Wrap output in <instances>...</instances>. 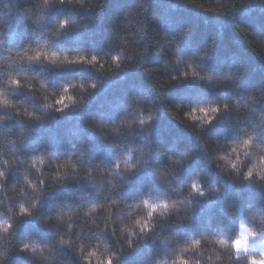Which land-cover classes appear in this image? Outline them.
Segmentation results:
<instances>
[{"label":"trees","instance_id":"1","mask_svg":"<svg viewBox=\"0 0 264 264\" xmlns=\"http://www.w3.org/2000/svg\"><path fill=\"white\" fill-rule=\"evenodd\" d=\"M96 3L99 7L91 11L67 7L54 10L48 22L36 28L29 11L32 0H0V39L3 40L0 47L20 48L43 32L52 18L75 11L82 17L84 26L54 41L58 50L70 54L84 52L88 55L85 60L91 61L98 71L106 72L103 60L91 54L110 56L116 50L114 45L118 44V34L123 33L125 40L136 48V52L126 49L125 55L132 57L134 65L143 61L138 68L129 66L114 75L102 74L82 65L69 70L39 65L30 67L31 71L38 73V78L54 89L78 81L85 84L98 81L99 85L78 110L69 108L60 114L49 113V117L54 118L38 125H29L18 119L0 126V131L11 128L15 132L20 127H30L31 132L19 146L20 151L26 157L47 156L46 172L54 171L51 167L53 161L61 162L76 153L72 159L80 165V170L91 169L96 175L89 181L70 180L45 194L37 217H25L18 223L15 229L17 240L26 235L41 242L53 238L57 230L45 227L41 222L43 217L76 209L73 237L78 235L87 242L103 239L115 249L120 236L119 222L126 218L129 210L125 205L142 197H171L172 188H183L197 176L206 188L221 187V194L200 198L188 221L175 223L173 217L158 225L139 247L123 256L119 264H147L159 255L161 240L173 235L187 239L202 231L234 232L238 221L245 218L247 206L264 203V193L247 185L224 181L212 161L223 150L215 145L232 142L240 135V129L251 128L249 117L256 121L264 115V0H96ZM205 50L209 55L198 61L203 65L202 70L214 75L231 71L235 76L231 84L210 86L186 80L159 89L153 87V78L163 81L171 75L172 69H162L161 66L173 54L180 52L185 57H198ZM147 70H155L153 77L147 75ZM83 83L77 85L81 92L90 87ZM32 86L31 83L28 85ZM36 87L40 96H47L49 89ZM134 95L144 97L154 105L156 119L148 136L152 153L145 171L128 177L130 182L127 185L116 187L99 173L109 169L117 156L137 149L143 134L114 142L111 133L104 136L100 130L90 127V123L119 120L126 105L134 107L131 101ZM69 96H72L71 92L56 97H64L60 107L64 103H73V99H67ZM16 99L33 103L39 111V102L33 101L28 93H22ZM225 102L233 110L221 113L201 134L200 140L205 142L203 146L191 129L170 111L177 104L199 106ZM189 117L204 118L200 113H191ZM259 130L264 140V126ZM77 149L84 153L82 157H78ZM169 156L188 157V162L178 170L167 172ZM57 167L67 174L73 162L63 161ZM161 170L166 175L158 178ZM16 173L14 169L9 183ZM52 175L63 179L61 171ZM93 184L99 194L91 186ZM113 200L118 205L110 209L107 206ZM92 206H98V212L89 219H81L83 211ZM110 211L111 216L108 215ZM144 222L147 223V219ZM109 225L111 230H108ZM10 264H28V261L23 254H13ZM65 264L80 262L69 253Z\"/></svg>","mask_w":264,"mask_h":264},{"label":"clouds","instance_id":"2","mask_svg":"<svg viewBox=\"0 0 264 264\" xmlns=\"http://www.w3.org/2000/svg\"><path fill=\"white\" fill-rule=\"evenodd\" d=\"M62 7L91 11L99 5L96 0H32L29 11L32 13L35 27L40 28L48 22L54 10ZM82 26H84L82 17L75 11L70 14L63 13L59 18H52L43 32L22 47H0V126L18 119H23L29 125H38L54 118L49 117V113L60 114L66 109L78 110L83 106L87 96L98 87V81L88 84L81 81L70 82L54 89L43 79L38 78V73L30 70L32 65L56 70H69L82 65L98 71L91 63L73 59L88 56L84 52L70 54L54 46V41ZM117 41L118 44L114 45L116 50L110 56L91 54L104 62L106 72H98L114 75L129 66L138 68L143 63L140 61L134 65L132 57L125 55L126 49L136 52V48L125 40L123 33L118 34ZM2 44L3 40L0 39V45ZM37 53L40 55H36ZM208 55L207 50L198 57H185L183 53L176 52L161 66L162 69H172L171 75L163 81L153 78V87L159 89L186 80H196L210 86L231 84L235 80L231 71L214 75L202 70L203 65L198 61ZM154 71L147 70V75L153 77ZM30 83L32 87H28ZM80 83L90 87L81 92L77 87ZM37 85L49 89L46 97L39 95ZM64 92L72 93L73 103H64V106L60 107L61 103L56 97ZM22 93H28L33 101L39 102V111L33 103L16 99ZM158 95L159 93L157 97ZM131 101L134 107L126 105L119 120L113 123L95 120L90 123V127L100 130L104 136L111 133L114 142L129 139L139 133L143 134L142 143L137 149L117 156L109 169L99 173L106 176L116 187L127 185L130 182L128 177L145 171L149 167L152 153L148 136L156 119L154 105L146 98L135 95ZM201 109L206 110L202 120L190 119L189 114L200 113ZM232 110L233 107L227 102L199 106L177 104L174 109H170L177 119L191 129L202 146L205 142L200 140L201 134L221 113ZM249 120L251 128L240 129V135L232 142L215 145L216 148L222 147L223 150L218 152L212 163L224 181H231L240 186L247 185L264 193V140L261 139L259 130L264 126V115L259 116L256 121H251V117ZM30 132V127H20L15 132L11 128L0 131V264H10L13 254H23L28 264H65V257L69 253L74 255L80 264H119L121 258L139 247L158 225L173 217L175 223L190 220L200 198L216 197L222 192L219 186L206 188L197 176L183 188H172L171 197L167 195L155 198L142 197L131 205H125L129 210L126 218L119 222L120 236L115 249L103 239L87 242L78 235L73 237L76 209L58 211L43 217L41 222L45 227L57 230L53 238L41 242L34 236L26 235L24 239L17 240L15 229L18 223L25 217H37L40 201L45 194L70 180L89 181L96 175L91 169L80 170V165L72 159L76 153L63 160L73 162V167L67 174L57 167L63 161H53L51 167L54 171L46 172L45 166L49 164L47 156L37 154L26 157L20 151L19 146L24 143ZM77 153L78 157L84 155L79 149ZM168 161L167 172H172L187 164L188 157L169 156ZM14 169L17 173L9 183V176ZM57 171H61L63 179L53 177L52 174ZM164 175L166 172L161 170L158 178ZM91 186L99 194V189H96L94 184ZM114 205H118V202L113 200L107 207L111 209ZM97 212L98 206H92L83 211L81 219H89ZM111 214L112 211L108 213L109 216ZM145 219L147 223L144 222ZM108 230H111V225L108 226ZM161 245L159 255L149 260L147 264H264V203L247 206L246 216L238 221L234 232L202 231L187 239L173 235L163 238ZM253 248L256 251H253Z\"/></svg>","mask_w":264,"mask_h":264},{"label":"snow or ice","instance_id":"3","mask_svg":"<svg viewBox=\"0 0 264 264\" xmlns=\"http://www.w3.org/2000/svg\"><path fill=\"white\" fill-rule=\"evenodd\" d=\"M36 55H40V54L37 53ZM92 59L94 60L95 57H92ZM79 60H83L85 63H91V61H89V60H85L84 57H80ZM67 99H68V100H71L72 97L69 96V97H67ZM63 101H64V97H60V98L58 99V102H59V103H62ZM200 114L205 115V114H206V110H205V109H201V110H200Z\"/></svg>","mask_w":264,"mask_h":264},{"label":"rangeland","instance_id":"4","mask_svg":"<svg viewBox=\"0 0 264 264\" xmlns=\"http://www.w3.org/2000/svg\"><path fill=\"white\" fill-rule=\"evenodd\" d=\"M250 247H252V246L250 245Z\"/></svg>","mask_w":264,"mask_h":264}]
</instances>
